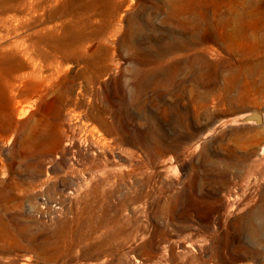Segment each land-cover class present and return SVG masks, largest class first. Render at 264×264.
<instances>
[{
    "label": "rangeland",
    "instance_id": "rangeland-1",
    "mask_svg": "<svg viewBox=\"0 0 264 264\" xmlns=\"http://www.w3.org/2000/svg\"><path fill=\"white\" fill-rule=\"evenodd\" d=\"M0 264H264V0H0Z\"/></svg>",
    "mask_w": 264,
    "mask_h": 264
},
{
    "label": "bare ground",
    "instance_id": "bare-ground-1",
    "mask_svg": "<svg viewBox=\"0 0 264 264\" xmlns=\"http://www.w3.org/2000/svg\"><path fill=\"white\" fill-rule=\"evenodd\" d=\"M102 2L107 5V8L109 9L110 16H116L118 14L119 9L124 5L125 0H102ZM66 145H68V144H66ZM66 149H68V148H66Z\"/></svg>",
    "mask_w": 264,
    "mask_h": 264
},
{
    "label": "water",
    "instance_id": "water-1",
    "mask_svg": "<svg viewBox=\"0 0 264 264\" xmlns=\"http://www.w3.org/2000/svg\"><path fill=\"white\" fill-rule=\"evenodd\" d=\"M249 119L254 120L256 123H261L262 121L261 115L258 112H253L250 115L243 116L240 121L244 122Z\"/></svg>",
    "mask_w": 264,
    "mask_h": 264
}]
</instances>
